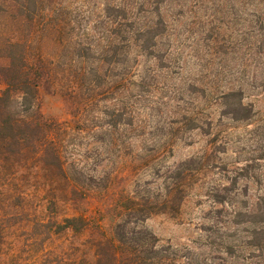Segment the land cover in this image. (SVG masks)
<instances>
[{"label":"trees","instance_id":"16d2710c","mask_svg":"<svg viewBox=\"0 0 264 264\" xmlns=\"http://www.w3.org/2000/svg\"><path fill=\"white\" fill-rule=\"evenodd\" d=\"M244 90L264 96V0H0V259L15 237L11 264H264V109ZM232 138L251 148L227 161ZM192 192L188 243L145 226Z\"/></svg>","mask_w":264,"mask_h":264},{"label":"rangeland","instance_id":"374dc122","mask_svg":"<svg viewBox=\"0 0 264 264\" xmlns=\"http://www.w3.org/2000/svg\"><path fill=\"white\" fill-rule=\"evenodd\" d=\"M243 98L244 102H253L254 105L260 110L264 109V96L260 94V92L244 90ZM39 99L40 111L45 116L64 121L69 119L63 103L56 94H52L46 89H42L39 94ZM251 127L252 125H249L247 126V129ZM235 133L241 140L245 141V137H247L248 132L239 126V129L236 130ZM233 137H235V135ZM236 140L237 138H232V143L230 142L226 147V153L223 157H226L227 161H233L237 158L242 159L243 156L239 153L240 149L243 147L245 150L251 148V146L247 147L249 144H243L242 142L236 144ZM202 144V137L198 135H192L191 143L189 145L180 143L174 147L172 157H170L168 161L171 162L179 157H182L183 155L198 151L202 147ZM138 145V141H135L133 144L134 148L138 147ZM74 155L76 156L79 154L74 153ZM106 167L107 165L105 163H101L97 169L99 170ZM144 176L145 175L142 177ZM249 189L251 190L250 192H254L253 190H255V186L252 185L249 187ZM206 206L207 204L205 201L198 199L196 192H192L183 201L179 214L176 218H170L166 214H155L147 218L144 224L162 241H167L173 244L188 243V241L193 238L196 233V224L203 220L202 216ZM12 240L13 248L7 250L5 255L3 254L2 258L0 259V264L13 263L9 259V256L15 252L20 242L15 237L12 238Z\"/></svg>","mask_w":264,"mask_h":264}]
</instances>
